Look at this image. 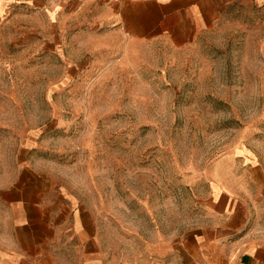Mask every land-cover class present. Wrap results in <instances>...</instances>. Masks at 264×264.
<instances>
[{
  "label": "rangeland",
  "instance_id": "374dc122",
  "mask_svg": "<svg viewBox=\"0 0 264 264\" xmlns=\"http://www.w3.org/2000/svg\"><path fill=\"white\" fill-rule=\"evenodd\" d=\"M72 2L0 25V264L56 237L176 264L216 191L264 196V0L185 43Z\"/></svg>",
  "mask_w": 264,
  "mask_h": 264
},
{
  "label": "crops",
  "instance_id": "0c3cea01",
  "mask_svg": "<svg viewBox=\"0 0 264 264\" xmlns=\"http://www.w3.org/2000/svg\"><path fill=\"white\" fill-rule=\"evenodd\" d=\"M72 1L0 0V25L3 28L15 17H27L30 6L42 12L57 6L62 11L67 5L72 9ZM84 1L100 11L102 20L130 38L165 37L175 43H185L205 29L223 4V0ZM206 204L192 245L176 264H264V196H243L237 188L221 189ZM57 241V237L52 239L50 248L33 251L25 259L39 264H105L93 243L86 242L83 249L71 237Z\"/></svg>",
  "mask_w": 264,
  "mask_h": 264
}]
</instances>
